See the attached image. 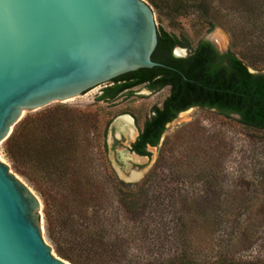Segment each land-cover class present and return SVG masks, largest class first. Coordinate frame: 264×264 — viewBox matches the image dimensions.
I'll return each mask as SVG.
<instances>
[{
    "label": "rangeland",
    "instance_id": "obj_1",
    "mask_svg": "<svg viewBox=\"0 0 264 264\" xmlns=\"http://www.w3.org/2000/svg\"><path fill=\"white\" fill-rule=\"evenodd\" d=\"M148 2L159 31L188 39L191 49L214 39L251 72L264 71V0H189L200 7L180 13L162 0ZM132 90L52 108L42 119L28 116L18 136L30 150L17 159L6 145L0 149L39 197L46 240L54 249L48 208L49 224L64 219L79 239L93 241L90 258L80 255L90 264H264V130L240 123L237 114L194 106L166 125L150 155L128 160L122 172L112 158L120 159L129 142L111 134L113 120L127 114L140 128L169 93L168 87ZM130 171L134 180L127 181ZM130 200L143 206L136 218L121 207ZM57 239L65 244L67 233Z\"/></svg>",
    "mask_w": 264,
    "mask_h": 264
},
{
    "label": "water",
    "instance_id": "obj_2",
    "mask_svg": "<svg viewBox=\"0 0 264 264\" xmlns=\"http://www.w3.org/2000/svg\"><path fill=\"white\" fill-rule=\"evenodd\" d=\"M158 32L148 0H0V149L28 116L79 106L113 78L161 65ZM0 264H72L46 240L39 197L1 158Z\"/></svg>",
    "mask_w": 264,
    "mask_h": 264
},
{
    "label": "trees",
    "instance_id": "obj_3",
    "mask_svg": "<svg viewBox=\"0 0 264 264\" xmlns=\"http://www.w3.org/2000/svg\"><path fill=\"white\" fill-rule=\"evenodd\" d=\"M170 5L176 13L185 10L198 9L199 4H193L189 0H162ZM203 17H208L206 12ZM174 45L190 48L187 39H181L163 29L158 32V42L152 54V59L160 61L167 66H153L141 68L117 76L111 80L113 84L102 90L99 99H113L125 89L143 81H150L152 89H159L163 85H172L170 94L164 100L162 106H154L153 114L144 122L143 131L132 145V150L139 155H150L144 143L150 141L156 145L165 130L167 122L172 121L179 111L191 106L215 108L219 113L225 115L237 114L238 121L244 125L264 130V71L250 72L247 65L233 52L227 51L220 54L207 39H200L191 49L186 57H173L171 49ZM159 76L157 79L153 77ZM25 124V123H24ZM19 122L16 124L10 136L4 141L10 156L21 158L30 149L21 145L18 132L24 126ZM21 126V127H20ZM149 172L143 183L152 177ZM140 187L147 191L144 184ZM139 187V188H140ZM129 194L132 191H127ZM138 201L130 200L121 204L123 212L129 218H136L139 209ZM48 208L45 211L48 222V232L52 238L55 251L73 264H90L80 257L83 251L84 256L89 257L95 247L93 241L85 242L78 238L73 229L64 219L54 220L48 217ZM54 226H51V225ZM66 228L70 229L67 231ZM67 233V241L61 244V235ZM67 243V244H66ZM92 246V247H91ZM81 251V252H80ZM80 252V253H79ZM94 252V251H93ZM84 253V252H83ZM93 258V257H92ZM91 258V259H92ZM188 264H197L194 261L185 260ZM249 261H227L225 264H249ZM96 264H100L96 262ZM144 264H169L165 262H147ZM208 264H224L220 261L209 262Z\"/></svg>",
    "mask_w": 264,
    "mask_h": 264
},
{
    "label": "flooded vegetation",
    "instance_id": "obj_4",
    "mask_svg": "<svg viewBox=\"0 0 264 264\" xmlns=\"http://www.w3.org/2000/svg\"><path fill=\"white\" fill-rule=\"evenodd\" d=\"M207 40H209V42H211L212 44H213V46H214V48L220 53V54H223V53H225V52H227V50H223L219 45H218V43H217V41L216 40H214V39H207ZM184 48H186L187 50H189V52H187V53H185V49ZM181 50V52H179V53H177V50ZM190 52H192V50L191 49H188V47H186V46H180V45H174L173 47H172V49H171V55L173 56V57H177V58H180V57H186ZM156 61V60H155ZM157 62H159V63H161V65H159V66H167L166 64H164V63H162V62H160V61H157ZM249 70V69H248ZM250 71V70H249ZM251 72V71H250ZM254 73H256V72H254ZM159 76H155V77H153V79L155 80V79H157ZM149 82L150 81H143V82H141V83H138V84H136V85H134L133 87H131V88H127V89H125V91H133L132 89L133 88H135V87H140V86H144L148 91H149V93H151L152 91H155V90H159V89H162V88H164V87H168L169 88V93H168V95L170 94V92H171V87H172V85L170 84V83H167V84H165V85H163L162 87H160L159 89H152L150 86H149ZM167 95V96H168ZM166 96V97H167ZM166 97H165V99H166ZM164 99V100H165ZM164 100L162 101V103L160 104V105H154V106H162V104H163V102H164ZM153 106V107H154ZM153 107H152V109H153ZM191 107H194V106H191ZM191 107H188V108H186V109H184V110H181V111H179L178 112V114L180 113V112H182V111H185V110H187V109H189V108H191ZM153 114V111L151 110V115ZM177 114V115H178ZM122 115V114H121ZM151 115H149V117L148 118H150L151 117ZM118 116H120V115H118ZM118 116L113 120V122L118 118ZM176 118V117H175ZM174 118V119H175ZM134 120V119H133ZM112 122V123H113ZM145 122V121H144ZM144 122H143V124H142V126L140 127V128H138L137 127V125L135 124V121H134V125H135V130L131 133V132H129L128 133V131L126 132V134L125 135H127V136H125L124 134H121V136L124 138V140H127V142H129V145H128V149L132 152L133 150H132V145L135 143V141L137 140V138L139 137V135H140V133L143 131V126H144ZM169 122H171V121H169ZM169 122H167L166 123V125L169 123ZM166 125H165V128H166ZM112 126V125H111ZM112 128V132H111V134H113L114 135V137L116 138V139H118V137H116L115 136V133H116V129L112 126L111 127ZM165 131V130H164ZM135 132H136V134H135ZM164 133V132H163ZM163 133H162V135H163ZM162 135H161V137H162ZM161 137H160V139H159V141H158V143L156 144V145H153L150 141H146L145 143H144V145H145V148H146V150H148V148H152V147H156L158 144H159V142H160V140H161Z\"/></svg>",
    "mask_w": 264,
    "mask_h": 264
},
{
    "label": "bare ground",
    "instance_id": "obj_5",
    "mask_svg": "<svg viewBox=\"0 0 264 264\" xmlns=\"http://www.w3.org/2000/svg\"><path fill=\"white\" fill-rule=\"evenodd\" d=\"M181 52V50H177V53ZM115 125L117 126V134H126V132H133L135 130V125H134V121L133 119L129 116V115H120L118 116V118L115 120ZM136 131V130H135ZM136 134V132H135ZM127 136V135H126ZM120 151H122V156L123 159L128 161V160H144L145 157L143 156H138L132 153H128L125 151V149H121Z\"/></svg>",
    "mask_w": 264,
    "mask_h": 264
}]
</instances>
